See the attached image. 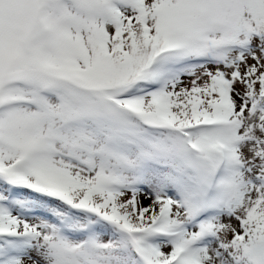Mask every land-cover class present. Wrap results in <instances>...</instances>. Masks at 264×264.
Segmentation results:
<instances>
[{"label":"snow or ice","instance_id":"1","mask_svg":"<svg viewBox=\"0 0 264 264\" xmlns=\"http://www.w3.org/2000/svg\"><path fill=\"white\" fill-rule=\"evenodd\" d=\"M0 264H264V0H0Z\"/></svg>","mask_w":264,"mask_h":264}]
</instances>
